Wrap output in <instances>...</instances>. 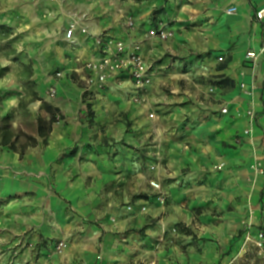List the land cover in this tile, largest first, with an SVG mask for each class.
I'll return each instance as SVG.
<instances>
[{"label":"crops","instance_id":"0c3cea01","mask_svg":"<svg viewBox=\"0 0 264 264\" xmlns=\"http://www.w3.org/2000/svg\"><path fill=\"white\" fill-rule=\"evenodd\" d=\"M0 1L34 5L20 13L32 9L27 17L41 21L35 80L41 104L51 103L58 119L44 137L38 119L50 115H38L29 133L35 144L0 143L1 228L51 237L81 230L72 264H253V247L263 256L255 264H264L254 244L264 231V23L256 17L264 0H58L71 7L54 36L42 27L45 0ZM74 18L90 35L142 42L154 67L147 103L133 101L124 73L105 90L88 87L84 63L97 49L90 36L65 37ZM160 25L174 36L147 38ZM50 87L54 98L42 94ZM152 182L167 195L164 204ZM108 194L120 197L111 209L126 214L89 221L98 206L107 209ZM142 194L133 211L120 208Z\"/></svg>","mask_w":264,"mask_h":264},{"label":"rangeland","instance_id":"374dc122","mask_svg":"<svg viewBox=\"0 0 264 264\" xmlns=\"http://www.w3.org/2000/svg\"><path fill=\"white\" fill-rule=\"evenodd\" d=\"M34 7L32 4L3 3L0 1V143L11 142L18 135V147L31 143L28 138L29 133L34 132L36 119L38 115H46V111L41 109V94L38 91L36 77L37 52L35 50L36 39L35 29L41 28L40 20H30L29 12L20 13L21 8ZM45 13V20L42 27L51 35H57L61 27L62 10L71 7L64 3H58V0H45L41 5ZM165 7L157 8V13H163ZM59 70H54L53 74L59 78ZM54 87L47 88L42 92L45 97L54 98L52 95ZM56 90V89H55ZM41 93V92H40ZM113 108L114 104L108 105ZM163 192V191H162ZM162 194L158 197L162 204ZM103 201L106 207H97L89 216L88 220L96 224H105L115 222L122 218L126 213L119 214L111 209L113 201L120 198L109 194ZM125 197H122L124 200ZM128 198V197H127ZM130 198V197H129ZM120 203L121 209L133 211V206L140 199L146 198L143 194ZM126 199V198H125ZM7 201H3L5 204ZM0 203V208H1ZM146 212L145 206L141 208ZM7 213L0 210V264H72V257L77 253L80 244L77 236L81 230H75L72 233L68 227L64 228L59 235L51 237L38 235L34 228L9 229L1 228V219ZM122 215V216H120ZM120 217V218H119ZM177 231V229L175 230ZM79 234V235H77ZM86 234V233H83ZM39 236V238H38ZM252 256L256 260H263V256L255 253L252 248ZM255 261L253 264H255ZM146 264V263H141ZM237 264H250L244 260Z\"/></svg>","mask_w":264,"mask_h":264},{"label":"built area","instance_id":"2783aa9c","mask_svg":"<svg viewBox=\"0 0 264 264\" xmlns=\"http://www.w3.org/2000/svg\"><path fill=\"white\" fill-rule=\"evenodd\" d=\"M256 17L264 23V8L257 11ZM126 26L128 29H134L135 22L132 16L128 17ZM77 32L92 37L97 49L96 59L84 63V68L88 72L86 77L88 87L97 86L99 90H105L107 83L112 78L124 73L133 82V101L138 104L147 103L149 88L153 83L154 67L143 52L142 42L126 40L111 31L90 35L88 28L81 24L80 19L74 18L69 21L68 27L65 29V37L74 42ZM173 36V30L168 29L165 25H160L157 29L149 31L147 38L158 37L161 41H165ZM261 51L264 52V45ZM256 57L257 53L255 51H249L246 55V58L252 61H255ZM219 60L222 61L223 57H220ZM58 75H62V73L59 72ZM51 92L52 95H55L57 91L52 89ZM227 112V107L222 108V113ZM154 116V113L150 114V117ZM249 132V130H246L245 134H249ZM222 167L223 165H219L217 169H222ZM154 168L155 166L152 167V169ZM253 169L261 171V164L253 165ZM152 185L160 191L162 201H164L165 197L161 185L157 182H152ZM247 240L250 241V237ZM254 244L260 250H264V231L259 232Z\"/></svg>","mask_w":264,"mask_h":264},{"label":"trees","instance_id":"16d2710c","mask_svg":"<svg viewBox=\"0 0 264 264\" xmlns=\"http://www.w3.org/2000/svg\"><path fill=\"white\" fill-rule=\"evenodd\" d=\"M43 108L47 111L50 115L49 120H45L44 118L38 119V133L40 136H48L52 131V125L58 120L55 111L57 110L51 103L47 101H43ZM16 140L18 139V135L15 136ZM30 141L33 144L37 143V139L31 135H28ZM8 141L4 142L7 144ZM12 148L16 149L17 147L13 144ZM25 148H22L21 154L24 153Z\"/></svg>","mask_w":264,"mask_h":264}]
</instances>
